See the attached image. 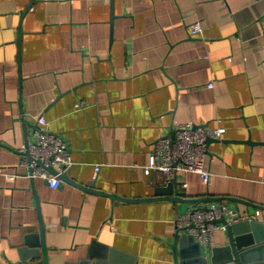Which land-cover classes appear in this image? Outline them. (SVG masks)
<instances>
[{
	"label": "crops",
	"instance_id": "1",
	"mask_svg": "<svg viewBox=\"0 0 264 264\" xmlns=\"http://www.w3.org/2000/svg\"><path fill=\"white\" fill-rule=\"evenodd\" d=\"M40 116L72 155L56 189L21 164ZM175 120L226 133L208 185L152 201ZM212 203L264 222V0H0V264H176L175 220Z\"/></svg>",
	"mask_w": 264,
	"mask_h": 264
},
{
	"label": "built area",
	"instance_id": "2",
	"mask_svg": "<svg viewBox=\"0 0 264 264\" xmlns=\"http://www.w3.org/2000/svg\"><path fill=\"white\" fill-rule=\"evenodd\" d=\"M201 31L202 26L199 23L192 25V36H197ZM209 86L213 87V84L209 83ZM37 119L36 140L28 139L21 148V164L30 172V179L45 180L49 187L56 189L67 169L73 164L72 155L63 137L49 130L47 119L43 116ZM225 131L222 127L214 128L208 124L173 121L172 135L155 142L148 164L144 167L145 174L149 176L155 171L160 172L166 177V182L171 183L180 175L194 173L208 185L211 172L206 167L209 153L207 140H221ZM50 168L56 173L51 172ZM95 169L99 171V168ZM182 186L185 189L188 187L186 184ZM260 216L261 212L258 211L255 216L243 217L228 205L212 203L206 208L192 207L175 221L178 232L193 236L195 241L210 252L215 246V233L226 230V226L220 221L225 219L233 224L247 219L259 220Z\"/></svg>",
	"mask_w": 264,
	"mask_h": 264
},
{
	"label": "water",
	"instance_id": "3",
	"mask_svg": "<svg viewBox=\"0 0 264 264\" xmlns=\"http://www.w3.org/2000/svg\"><path fill=\"white\" fill-rule=\"evenodd\" d=\"M212 140L215 139L209 138L207 142L209 143ZM50 171L56 173L53 168H50ZM63 178L66 179L65 176ZM68 180L70 181V179ZM157 194L160 196H156V198L150 200H182L180 197H177L180 195L177 178L173 182L159 187ZM166 194H169L170 197L164 198L163 196ZM174 194L176 196L171 198ZM138 200L128 201L137 202ZM193 201L201 203V200L198 199ZM220 223L226 226L228 243L223 247L212 248L207 256L203 254L201 244L196 242L193 236L187 234L180 235V232H178L173 246V257H175L176 264H264V222L247 219L229 224L228 220L224 219ZM41 230L43 233L44 229L42 228ZM118 260L114 258V263L123 264L122 262H118Z\"/></svg>",
	"mask_w": 264,
	"mask_h": 264
}]
</instances>
